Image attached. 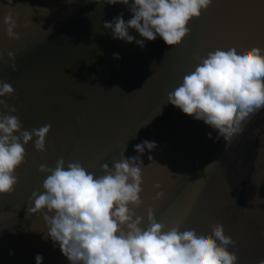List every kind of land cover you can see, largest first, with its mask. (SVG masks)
<instances>
[{
  "label": "water",
  "instance_id": "obj_1",
  "mask_svg": "<svg viewBox=\"0 0 264 264\" xmlns=\"http://www.w3.org/2000/svg\"><path fill=\"white\" fill-rule=\"evenodd\" d=\"M104 2L0 0V81L14 89L0 99L17 108L8 113L0 106V112L18 116L22 130L51 125L46 150H36L33 137L15 170L14 190L0 194V264H36L38 254L43 264H70L47 236L42 215L27 212L32 193L43 191L49 174L39 166L54 168L63 158L65 167L79 162L99 177L105 174L103 164L114 170L125 143V158L140 156L144 166L143 203L129 206L144 218L143 226L149 208L165 230L183 221L181 231L211 235L220 223L236 241L238 264H259L264 260V108L225 146L214 129L167 103V97L195 70L198 57L218 48L234 47L238 54L264 49V0H212L189 23L181 44L169 47L157 36L143 48L135 42L143 40L135 29H129L132 43L104 29L105 21L121 13L125 22L132 18L129 6ZM9 12L17 19L19 40L6 35L3 19ZM145 140L157 147L141 155L134 149ZM156 184L165 193L159 200Z\"/></svg>",
  "mask_w": 264,
  "mask_h": 264
},
{
  "label": "clouds",
  "instance_id": "obj_2",
  "mask_svg": "<svg viewBox=\"0 0 264 264\" xmlns=\"http://www.w3.org/2000/svg\"><path fill=\"white\" fill-rule=\"evenodd\" d=\"M104 3L130 7V20L125 22L121 13L112 22L105 21L103 27L111 30L114 39L127 43L135 40L129 35V29H135L143 37L135 42L143 48L145 40L155 41L157 36L169 47L181 44L189 35V23L198 19L212 0H133L131 5L129 0H105ZM3 23L7 37L19 40L15 31L17 19L10 12ZM113 55L119 59L118 53ZM8 57L14 60L12 52ZM197 61L195 70L168 93L167 103L210 126L218 133L215 139L223 138L227 146L243 131L242 124L264 108V49L252 47L238 54L234 47L218 48ZM12 68L16 70L14 63ZM13 93L8 82L0 81V97H11ZM0 106L8 113L17 112L16 106L3 99ZM22 129L18 116L0 112V194L14 190L18 183L15 170L24 162V146L33 137L36 150H46L50 124L31 131ZM208 135L212 139V134ZM156 147L155 142L145 140L134 150L143 155L146 149L153 151ZM126 150L125 143L114 170L103 164L105 174L99 177H94L79 162H69L65 167L63 158L57 160L54 168L39 166L40 172L49 174L42 182L43 191L32 193L33 203L27 212L42 215L47 236L59 245L70 264H238L236 241L225 235L220 223L212 226L211 235L203 232L198 236L192 229L181 231L183 221L165 230L166 225L158 222L149 208L147 226H143L144 218L136 215L133 208L143 203L144 166L140 156L125 158ZM154 189V199H162L165 193L161 185H154ZM229 245L233 251L228 250ZM35 260L36 264H43L41 255ZM259 264H264V260Z\"/></svg>",
  "mask_w": 264,
  "mask_h": 264
}]
</instances>
